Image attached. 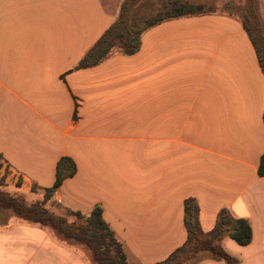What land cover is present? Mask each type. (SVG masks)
I'll list each match as a JSON object with an SVG mask.
<instances>
[{
  "label": "crops",
  "instance_id": "0c3cea01",
  "mask_svg": "<svg viewBox=\"0 0 264 264\" xmlns=\"http://www.w3.org/2000/svg\"><path fill=\"white\" fill-rule=\"evenodd\" d=\"M123 2L0 0V178L42 201L72 158L77 173L50 207L101 206L129 264L161 263L186 243L191 198L204 233L223 209L247 219L250 244L222 245L264 264V73L248 33L229 14L181 17L146 31L136 54L75 70ZM0 264L96 263L86 246L0 212Z\"/></svg>",
  "mask_w": 264,
  "mask_h": 264
},
{
  "label": "trees",
  "instance_id": "16d2710c",
  "mask_svg": "<svg viewBox=\"0 0 264 264\" xmlns=\"http://www.w3.org/2000/svg\"><path fill=\"white\" fill-rule=\"evenodd\" d=\"M205 14L213 12L206 11L204 5L193 4L188 0H124L116 22L84 55L75 70L98 66L115 52L127 56L134 55L140 50L142 36L149 29L169 20ZM252 17L250 11L241 22L255 48L264 73V26L253 23ZM76 173L75 161L63 157L57 166L56 182L53 187L43 190L42 202L28 205L19 198L0 191V210H11L29 223L50 227L66 241L86 246L96 264H129L123 244L104 220L101 206L95 207L89 215L68 211L66 216L56 215L46 208V204L53 199L63 183ZM259 175L264 177V155L260 162ZM36 189L33 188L34 191ZM184 210L187 241L168 259L157 264H184L192 259L196 264L206 259L240 264V260L224 249L222 242L230 238L241 246L249 245L252 241V227L247 219L235 218L228 209H223L218 215L214 229L204 233L199 221L198 201L193 198L186 200ZM68 217L75 220L69 222Z\"/></svg>",
  "mask_w": 264,
  "mask_h": 264
},
{
  "label": "rangeland",
  "instance_id": "374dc122",
  "mask_svg": "<svg viewBox=\"0 0 264 264\" xmlns=\"http://www.w3.org/2000/svg\"><path fill=\"white\" fill-rule=\"evenodd\" d=\"M188 1H190L193 4L204 5V9L206 11H211L213 13H219V14H229V15L236 17L240 21L244 20L246 15H248V13L251 11L253 15L252 17L253 23L257 25L259 23L264 26V0H253V1L252 0H188ZM19 183H20V178L19 179H17L16 177L11 178L8 183L6 180V176H2L0 178V191L5 192L8 195L13 196L15 198H19L20 200L24 201L28 205L43 201L42 200V201H37L33 203L32 201H29V199L26 196H23L18 192L17 188H18ZM10 184H12L13 187L7 188ZM51 202L52 200L46 204V208L49 211L53 212L54 214L58 215V213L54 211L55 209H52L50 207ZM0 212H4L10 215H15L17 218H19L11 210H0ZM66 215H67V212L64 216ZM19 219L22 221H25L21 218ZM74 220L75 218L68 217L69 222H73ZM46 228L51 229L50 227H46ZM184 264H196V262L195 260L192 259V260L185 262Z\"/></svg>",
  "mask_w": 264,
  "mask_h": 264
}]
</instances>
